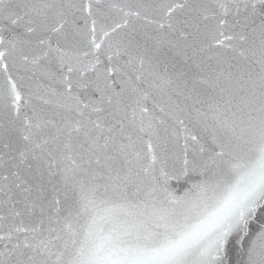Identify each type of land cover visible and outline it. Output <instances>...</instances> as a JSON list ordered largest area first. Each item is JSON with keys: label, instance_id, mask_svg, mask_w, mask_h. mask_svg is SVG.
<instances>
[{"label": "snow or ice", "instance_id": "1", "mask_svg": "<svg viewBox=\"0 0 264 264\" xmlns=\"http://www.w3.org/2000/svg\"><path fill=\"white\" fill-rule=\"evenodd\" d=\"M0 264H264V0H0Z\"/></svg>", "mask_w": 264, "mask_h": 264}]
</instances>
